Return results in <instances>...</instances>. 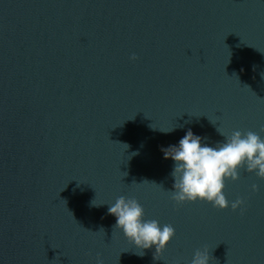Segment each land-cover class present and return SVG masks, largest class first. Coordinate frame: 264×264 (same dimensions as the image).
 Returning <instances> with one entry per match:
<instances>
[{
    "label": "water",
    "instance_id": "water-1",
    "mask_svg": "<svg viewBox=\"0 0 264 264\" xmlns=\"http://www.w3.org/2000/svg\"><path fill=\"white\" fill-rule=\"evenodd\" d=\"M262 53L264 0H0V264H264V180L226 181L242 212L177 205L160 150L264 137ZM119 196L174 227L162 253L90 207Z\"/></svg>",
    "mask_w": 264,
    "mask_h": 264
},
{
    "label": "clouds",
    "instance_id": "clouds-1",
    "mask_svg": "<svg viewBox=\"0 0 264 264\" xmlns=\"http://www.w3.org/2000/svg\"><path fill=\"white\" fill-rule=\"evenodd\" d=\"M130 59L135 61L137 57L133 54ZM260 77L264 80V72L260 73ZM209 120L214 126L217 124ZM150 127L154 131L171 134L183 129L184 125L175 124L166 129L153 125ZM217 132L224 137V141L214 146L206 142V137H201L188 128L177 144L161 147L163 158L173 161L170 175L174 183L172 190L165 192L170 194L171 200L177 205L201 202L208 203L219 211H226L230 207L233 212H242L245 200L237 197L229 201L224 194L226 181H238L241 170L264 180V137L251 130H233L226 133L220 126L217 127ZM121 145H125L126 149L129 147L127 144ZM136 154L138 153H133ZM251 190L258 192V185L253 184ZM96 200L97 198L90 202V207L107 204V214L114 216L116 220L113 230L121 232L141 257L145 250L153 247L155 253H162L176 235L171 224L145 219V209L135 198L119 196L114 203H97ZM212 261L210 252L203 248L195 251L190 264H212ZM95 264L104 262L98 256Z\"/></svg>",
    "mask_w": 264,
    "mask_h": 264
}]
</instances>
